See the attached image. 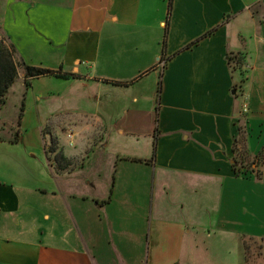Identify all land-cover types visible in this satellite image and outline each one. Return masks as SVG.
Returning a JSON list of instances; mask_svg holds the SVG:
<instances>
[{"label":"crops","instance_id":"crops-1","mask_svg":"<svg viewBox=\"0 0 264 264\" xmlns=\"http://www.w3.org/2000/svg\"><path fill=\"white\" fill-rule=\"evenodd\" d=\"M169 3L0 0L5 43L75 76L36 78L68 85L82 104L71 124L103 142L109 112L123 113L120 134L136 141L63 173L22 129L18 143L0 138V264H205L220 254L200 244L217 237L233 264L256 246L264 264V0H173L164 57Z\"/></svg>","mask_w":264,"mask_h":264},{"label":"rangeland","instance_id":"rangeland-1","mask_svg":"<svg viewBox=\"0 0 264 264\" xmlns=\"http://www.w3.org/2000/svg\"><path fill=\"white\" fill-rule=\"evenodd\" d=\"M0 37L3 39L1 35ZM62 80L66 79L62 78ZM62 80L56 78H41L31 81L30 87H27L24 81L18 77L9 91L5 101L6 103H0V138H19L22 129V134L26 138V141H29V143L38 149L44 150L45 146L47 150L54 148L58 153H63L70 161V165L66 167V173L75 172L80 169L81 164L85 162V159L93 150V153L97 157L102 154L113 155L117 151L130 154L131 146L136 142L134 140L135 138L130 135L123 136L120 134V131H122L120 126L127 123L129 116L123 113L115 114L109 112L117 126L110 129L105 136V140L102 142L100 134L95 128L85 126L78 128L71 124L74 116L72 109L81 108L82 104L80 105L76 100H73V102L69 100L68 94L70 90L68 85L63 83ZM95 103V99H93V101L88 100L86 104V107L88 106L87 109L93 111V115L95 114ZM245 106L248 108L246 102L244 103ZM247 112L244 114H247ZM57 113L60 115H57ZM95 119L94 116L91 119V122L94 124ZM155 119L156 113L154 110L145 119V123L147 124L144 128L145 132H148ZM70 133L74 134L72 145H70V139L68 138ZM83 143L84 149L81 154L82 157L79 159L68 157L69 154L65 150L68 152L79 151ZM96 146H98L97 149H94ZM47 160L50 163V160ZM236 160L241 170H245L242 175L251 178L253 163L248 159H242V153L238 150L236 152ZM200 246V251H207L209 248L215 253L220 254L210 258L206 257L205 264H215V262L216 264H233V261L234 263L238 262L239 258L233 253L235 249L232 242L217 237L206 240ZM255 250L254 252L250 250L248 253L250 264H257L258 259H260V251L257 246Z\"/></svg>","mask_w":264,"mask_h":264},{"label":"trees","instance_id":"trees-1","mask_svg":"<svg viewBox=\"0 0 264 264\" xmlns=\"http://www.w3.org/2000/svg\"><path fill=\"white\" fill-rule=\"evenodd\" d=\"M173 7V0H170L169 3V13L167 18V26H166V35L163 42V55L166 57V38L168 34L169 24H170V16ZM213 32H210L208 35H211ZM200 40L195 42L189 47L197 44ZM187 47V49L189 48ZM163 57V62L167 63L168 58ZM19 70H22L25 74V81L26 86L30 87L31 80L40 78L43 76H55L58 78L68 79L70 77H75L74 75L70 74H63L60 72H54L51 70L38 68L34 66L28 65L16 52L14 47L7 45L4 41L0 42V103L5 104L6 98L9 94L10 89L12 88L13 84L16 82L17 78L19 77ZM161 91V86L159 88V94ZM18 138L15 137L11 142L18 143ZM156 147V142H155ZM45 153L47 159L50 160V164L53 165L57 171L59 172H66L67 165H70L69 159L63 154L58 153L54 148L51 150L45 149ZM155 155V154H154ZM66 164V165H65Z\"/></svg>","mask_w":264,"mask_h":264},{"label":"built area","instance_id":"built-area-1","mask_svg":"<svg viewBox=\"0 0 264 264\" xmlns=\"http://www.w3.org/2000/svg\"><path fill=\"white\" fill-rule=\"evenodd\" d=\"M4 41L1 37H0V42ZM5 42V41H4ZM248 111V108L247 106L244 107V113H246ZM68 138L70 139V145L73 144V140H74V134L73 133H70L68 135Z\"/></svg>","mask_w":264,"mask_h":264}]
</instances>
